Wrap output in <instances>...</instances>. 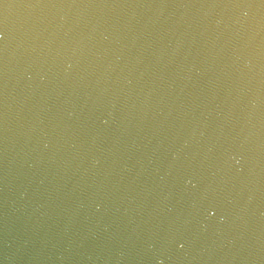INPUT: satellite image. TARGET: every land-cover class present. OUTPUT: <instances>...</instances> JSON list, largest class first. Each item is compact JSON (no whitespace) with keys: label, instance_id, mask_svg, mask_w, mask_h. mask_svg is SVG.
Masks as SVG:
<instances>
[{"label":"water","instance_id":"obj_1","mask_svg":"<svg viewBox=\"0 0 264 264\" xmlns=\"http://www.w3.org/2000/svg\"><path fill=\"white\" fill-rule=\"evenodd\" d=\"M0 264H264V0H0Z\"/></svg>","mask_w":264,"mask_h":264}]
</instances>
